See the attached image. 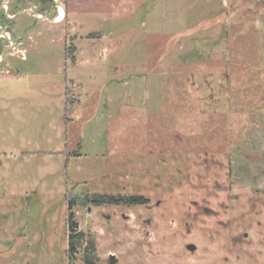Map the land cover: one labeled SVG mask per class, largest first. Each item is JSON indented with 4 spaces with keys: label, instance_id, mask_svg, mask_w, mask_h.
Instances as JSON below:
<instances>
[{
    "label": "rangeland",
    "instance_id": "374dc122",
    "mask_svg": "<svg viewBox=\"0 0 264 264\" xmlns=\"http://www.w3.org/2000/svg\"><path fill=\"white\" fill-rule=\"evenodd\" d=\"M0 46V264H69L70 198L98 264H264V0H0Z\"/></svg>",
    "mask_w": 264,
    "mask_h": 264
},
{
    "label": "trees",
    "instance_id": "16d2710c",
    "mask_svg": "<svg viewBox=\"0 0 264 264\" xmlns=\"http://www.w3.org/2000/svg\"><path fill=\"white\" fill-rule=\"evenodd\" d=\"M3 39V38H2ZM2 50V46H0V52ZM198 48L194 49L193 54L197 55ZM202 51H205L201 49ZM2 54L0 53V56ZM199 57V56H197ZM255 65V61L253 62ZM253 75H255L257 72H259V69L255 72L251 70ZM249 73L247 77V83L249 85ZM207 76L204 78L202 77H197L194 79L193 84H195L196 90H204L203 95L200 97L201 99V105L202 108L206 107H211L210 105H215L213 108V112H217V106L216 103L219 101L220 104L223 103L222 101L217 100L213 104L212 101H209V96L206 94L208 90H213V84L214 81L217 80V87H218V92L220 94L229 96L230 93V83H229V77L226 73H223L220 75L218 78L214 79L212 78L211 80H206ZM251 80V79H250ZM162 93V92H161ZM170 95V100L174 102V92L171 91ZM212 97V96H211ZM213 99V98H212ZM214 100V99H213ZM230 101V98L228 99V103ZM218 102V103H219ZM201 108V109H202ZM200 109V110H201ZM79 200H81L82 204H93L96 206H101V205H126V206H133V205H138V204H144L146 203V199L142 195H118L114 196L111 194H100V193H94V194H84L81 197H77ZM78 205V201L76 199H68V217H67V230H68V245L66 249V253L68 256V262L69 264H72L78 255L80 256V259L82 261V264H98L99 258L97 256L96 252V246H95V241L92 237L89 235L85 234L83 231L78 230V224L74 220V213L72 211L73 207Z\"/></svg>",
    "mask_w": 264,
    "mask_h": 264
},
{
    "label": "water",
    "instance_id": "95a60500",
    "mask_svg": "<svg viewBox=\"0 0 264 264\" xmlns=\"http://www.w3.org/2000/svg\"><path fill=\"white\" fill-rule=\"evenodd\" d=\"M188 249L190 250V251H195L196 250V246H194V245H189L188 246Z\"/></svg>",
    "mask_w": 264,
    "mask_h": 264
},
{
    "label": "built area",
    "instance_id": "2783aa9c",
    "mask_svg": "<svg viewBox=\"0 0 264 264\" xmlns=\"http://www.w3.org/2000/svg\"><path fill=\"white\" fill-rule=\"evenodd\" d=\"M5 33V32H4ZM8 34V33H7ZM2 38V37H1ZM4 39V38H3ZM6 39H8L9 41H10V43L12 42V40H11V37L8 35V38H6Z\"/></svg>",
    "mask_w": 264,
    "mask_h": 264
},
{
    "label": "flooded vegetation",
    "instance_id": "af4514ba",
    "mask_svg": "<svg viewBox=\"0 0 264 264\" xmlns=\"http://www.w3.org/2000/svg\"><path fill=\"white\" fill-rule=\"evenodd\" d=\"M51 0H48V2H50Z\"/></svg>",
    "mask_w": 264,
    "mask_h": 264
}]
</instances>
